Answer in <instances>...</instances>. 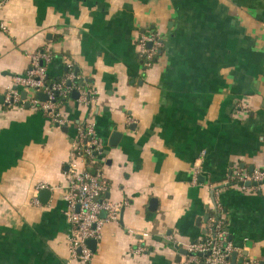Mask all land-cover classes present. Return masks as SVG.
<instances>
[{"label": "crops", "instance_id": "crops-1", "mask_svg": "<svg viewBox=\"0 0 264 264\" xmlns=\"http://www.w3.org/2000/svg\"><path fill=\"white\" fill-rule=\"evenodd\" d=\"M0 1V264H72L63 195L88 116L105 144L106 198L129 202L91 264H186L181 251L207 235L212 187L234 262L264 261V184H229L237 167L264 168V0ZM149 32L163 43L146 66ZM38 50L54 55L53 81L71 64L96 92L64 102L67 126L6 103Z\"/></svg>", "mask_w": 264, "mask_h": 264}, {"label": "built area", "instance_id": "built-area-1", "mask_svg": "<svg viewBox=\"0 0 264 264\" xmlns=\"http://www.w3.org/2000/svg\"><path fill=\"white\" fill-rule=\"evenodd\" d=\"M2 2L0 1V7ZM0 29L6 30L3 23ZM163 37L155 32L143 35L139 41L140 51L146 60V66H151L155 56L162 46ZM152 44L151 48L148 45ZM31 67L26 76L15 78V86L8 89L6 103L8 106L29 104L35 110L46 114L49 119L59 127L67 126L68 121L62 113L63 103L74 92L79 94V102L89 104L96 95L88 84L75 71L74 66L68 65L65 76L55 82L48 81L47 66L53 62L54 55L48 50H38L29 55ZM23 88L27 93L26 99L22 98ZM42 93L45 100H40L37 95ZM248 108L242 104L241 109ZM78 135L73 146L68 162L67 186L63 199L67 203L65 217L70 225L69 248L72 264H91L94 252L89 242L100 241L104 227L109 223H118L122 209L129 204L124 201L116 203L106 198L108 186L104 181L102 160L105 156V144L96 132L93 119L88 116L78 125ZM230 185L242 191H257L264 184V168L253 172L237 167L230 178ZM249 184V185H247ZM49 189L41 185L38 190ZM215 191L213 215L208 226L207 235L199 242L190 244L186 264L198 263L200 255L206 264H233L232 256L235 252L229 242V231L223 205L220 200L219 190ZM34 203L41 205L39 200ZM145 249L139 246L136 253H143ZM235 264H264V261L242 259Z\"/></svg>", "mask_w": 264, "mask_h": 264}, {"label": "water", "instance_id": "water-1", "mask_svg": "<svg viewBox=\"0 0 264 264\" xmlns=\"http://www.w3.org/2000/svg\"><path fill=\"white\" fill-rule=\"evenodd\" d=\"M148 46H149V48H151L152 44H149ZM26 96H27V93L24 92L23 93V98H26ZM72 96L73 97L75 96V98H78L79 94H78V92H74ZM37 97L40 100H45L46 99V96L44 94H42V93H38ZM27 106H29V105H27ZM247 185H249V184H247ZM50 193L51 192L48 191V190H42L41 191V195H47L48 196V195H50ZM97 243L98 242L95 241V240H92V241L89 242L90 246L93 247V249L97 246ZM181 253L184 254V255H188V252L186 250H182ZM200 256H202V255H200ZM236 256H237V254H233V264L236 263V262H234V261H236Z\"/></svg>", "mask_w": 264, "mask_h": 264}, {"label": "trees", "instance_id": "trees-1", "mask_svg": "<svg viewBox=\"0 0 264 264\" xmlns=\"http://www.w3.org/2000/svg\"><path fill=\"white\" fill-rule=\"evenodd\" d=\"M159 54L160 53H157L156 58L159 56ZM74 71L76 72V67H74ZM48 81L49 82H55V81H53V79L51 77H49V75H48ZM72 95L70 97H72ZM58 101H60V102H62L64 104V100H61V99L58 98Z\"/></svg>", "mask_w": 264, "mask_h": 264}]
</instances>
